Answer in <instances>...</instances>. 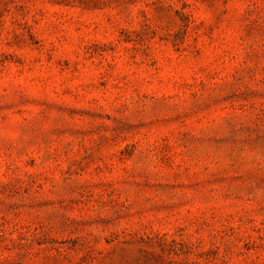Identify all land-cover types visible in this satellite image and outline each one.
<instances>
[{
  "label": "rangeland",
  "instance_id": "rangeland-1",
  "mask_svg": "<svg viewBox=\"0 0 264 264\" xmlns=\"http://www.w3.org/2000/svg\"><path fill=\"white\" fill-rule=\"evenodd\" d=\"M0 264H264V0H0Z\"/></svg>",
  "mask_w": 264,
  "mask_h": 264
}]
</instances>
